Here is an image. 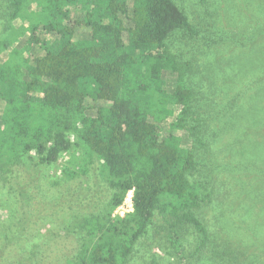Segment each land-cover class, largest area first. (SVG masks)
I'll list each match as a JSON object with an SVG mask.
<instances>
[{
    "label": "trees",
    "instance_id": "obj_1",
    "mask_svg": "<svg viewBox=\"0 0 264 264\" xmlns=\"http://www.w3.org/2000/svg\"><path fill=\"white\" fill-rule=\"evenodd\" d=\"M7 9L0 34V179L17 184L27 167L68 155L59 180L86 176L96 161L111 190L99 212L74 215L67 228L80 243L61 264H126L150 230L178 250L198 238L188 264L205 248L204 264H264L260 248L247 250L233 233L224 242L235 230L233 216L245 222L247 211L234 206L212 223L206 215L216 208V190L196 178V151L206 146L208 125L195 100L204 86L196 76L214 85L235 65L207 60L202 72L176 50L173 36L198 32L177 0H11ZM18 20L31 27L18 29ZM165 70L176 75L172 91ZM253 94L249 110L262 123L264 146V80ZM130 190L133 211L114 217Z\"/></svg>",
    "mask_w": 264,
    "mask_h": 264
},
{
    "label": "rangeland",
    "instance_id": "obj_2",
    "mask_svg": "<svg viewBox=\"0 0 264 264\" xmlns=\"http://www.w3.org/2000/svg\"><path fill=\"white\" fill-rule=\"evenodd\" d=\"M10 1L0 0V34L7 21ZM177 3L198 32L194 37L180 36L181 33V38L173 36L176 50L189 54L202 72L207 60L226 68L235 65L233 71L228 70L230 74L221 73L217 78H211L214 85L206 75L196 74L205 87L195 90V100L199 101L208 122L206 146L196 151V178L207 181V186L216 190L213 203L216 208L206 209L207 218L212 223L219 212L228 213L234 206L243 208L247 211L246 221L239 220V214L233 216L235 230L224 231V242L236 237L247 250L260 248L258 250L264 253V146L261 141L260 145L258 143L262 123L249 110L255 100L256 83L264 80V49L261 46L264 42V0H206L203 3L177 0ZM24 4L30 8L28 2L24 1ZM131 8L132 2H129ZM15 26L18 29L31 27L28 20H18ZM28 37L25 34L18 46ZM184 47L189 51L180 49ZM244 66L251 68L242 69ZM164 77L167 90L172 91L175 73L165 70ZM100 103L110 102L101 100ZM1 106L0 101V109ZM260 108L264 111L262 105ZM173 119L174 115H171L170 120ZM67 156L63 155L50 166L27 167L17 184L7 186L0 179V264H11L12 261L32 264L34 256L37 264H61L76 252L80 243L79 233L70 230V226L67 228L74 215L99 212L105 206L111 190L102 181L96 161L86 176L59 180ZM20 172L14 176L17 178ZM206 188L205 192H208ZM232 189L234 193L229 194L228 190ZM231 223L232 217L229 227ZM226 225L219 223V228ZM191 238L190 245L178 250L165 235L150 230L126 264H188L186 258L199 243L198 238ZM204 252L193 254L189 264H204Z\"/></svg>",
    "mask_w": 264,
    "mask_h": 264
},
{
    "label": "built area",
    "instance_id": "obj_3",
    "mask_svg": "<svg viewBox=\"0 0 264 264\" xmlns=\"http://www.w3.org/2000/svg\"><path fill=\"white\" fill-rule=\"evenodd\" d=\"M132 196H133V191L130 190L126 196V200H124L123 203L119 205L118 208L115 210L114 212L115 215H120L123 217L133 211ZM128 200L129 202H127ZM125 205H127V207H125Z\"/></svg>",
    "mask_w": 264,
    "mask_h": 264
}]
</instances>
